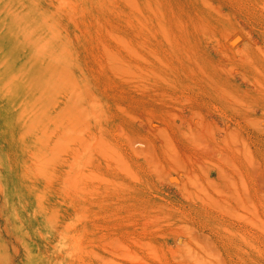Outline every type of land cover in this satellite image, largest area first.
Wrapping results in <instances>:
<instances>
[{
	"label": "rangeland",
	"instance_id": "rangeland-1",
	"mask_svg": "<svg viewBox=\"0 0 264 264\" xmlns=\"http://www.w3.org/2000/svg\"><path fill=\"white\" fill-rule=\"evenodd\" d=\"M0 264H264V0H0Z\"/></svg>",
	"mask_w": 264,
	"mask_h": 264
}]
</instances>
